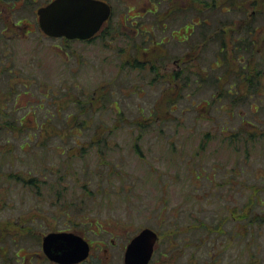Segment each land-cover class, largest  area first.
<instances>
[{
  "label": "rangeland",
  "instance_id": "1",
  "mask_svg": "<svg viewBox=\"0 0 264 264\" xmlns=\"http://www.w3.org/2000/svg\"><path fill=\"white\" fill-rule=\"evenodd\" d=\"M50 1L0 0V264H58L43 251L51 231L90 241L81 264H125L145 227L160 234L149 264H264V95L223 93L244 74L234 42L256 10L246 58L264 66V0L233 12L223 64L218 9L192 37L185 0H108L107 34L70 40L41 31ZM31 173L40 193L20 183Z\"/></svg>",
  "mask_w": 264,
  "mask_h": 264
},
{
  "label": "water",
  "instance_id": "2",
  "mask_svg": "<svg viewBox=\"0 0 264 264\" xmlns=\"http://www.w3.org/2000/svg\"><path fill=\"white\" fill-rule=\"evenodd\" d=\"M113 6L106 0H52L38 8L42 31L53 37L90 39L110 18ZM159 240L151 227L141 229L129 241L125 264H149ZM91 245L72 231H51L43 237V251L59 264H76L88 258Z\"/></svg>",
  "mask_w": 264,
  "mask_h": 264
},
{
  "label": "trees",
  "instance_id": "3",
  "mask_svg": "<svg viewBox=\"0 0 264 264\" xmlns=\"http://www.w3.org/2000/svg\"><path fill=\"white\" fill-rule=\"evenodd\" d=\"M169 1H172V0H169ZM185 1L187 2V4L185 3L186 5H184V7H182V9L190 10L191 12L192 11L196 12V14L194 13L193 16L191 17V21L189 23L190 25H192V31L190 33V36L193 35V31H194V28L196 27V25L198 26V28H200L201 31L210 29L211 24H209V22L207 21V20L210 21V16H209L210 14H208L206 12V10H208L209 8H212L211 9L212 11L215 9L216 10L218 9L223 13V18L225 19V22L224 21L221 22V24H222L221 28H223V29L220 30L221 35H223V36H222L220 53L216 57L217 58L216 62L219 63L221 60L222 61L221 64H223L226 60H228V57H229V54H228L229 48L228 47H229V45H231L230 38L228 36L229 29H228L227 25L232 26L233 22H235L233 12L240 11L242 9H245L247 11L246 6H248L249 0H224V1H222V3H219V4L213 3L210 0H185ZM153 2H154V5H159V3L162 2V0H153ZM175 4H177V3H175ZM158 9H159V6L157 8H155L154 10H151V11L149 10V11L151 13H157V15L159 16V18H158L159 22L162 24L163 29H166L168 21L164 17L162 18V16H164V15L168 16L169 14H165L167 12H165L163 14L160 12H156ZM176 9H178V7ZM176 9L174 11H178ZM235 9H237V10H235ZM170 10H171V8H170ZM174 11H173V13H174ZM168 12H170V11L168 10ZM227 13L230 14L229 15L230 18H229V16H227ZM194 17H198V19L200 21H196ZM245 17L246 18H244L243 22L239 25V29L241 31V34L238 35V37H240V39H237L236 43L234 42V54L237 57V61H238L237 64L238 65L235 64L234 66H232L235 68H236V66L242 68L244 74H242L240 72V76L238 77V80L235 79L232 83L231 82L227 83V88L223 92L224 94L226 93L228 96L231 95L232 96L231 98L233 99L234 102L237 101V99L234 98V95H240V99H246L247 96H249L250 94L253 95L254 93H257L258 95H264V90L262 91L263 87L260 85V82H262V78L264 77V66L260 67V65H258L257 63H255L253 65L252 62L249 61L248 57L246 58L247 53L248 54L250 53L253 56L257 53V50L255 48H253V46L257 45L256 44L257 41L253 42L255 39L254 36L256 35L257 29H258L257 10L254 12H250L248 14H245ZM249 17H251V19H247ZM139 25H142V24L140 23ZM146 30L147 29H141V31H144V32H146ZM102 31L103 32L105 31L104 34H107L106 28L102 29ZM144 32H142V36H143L142 41L140 40L141 44H143V45L148 39H151L150 35L146 34ZM173 33H174V31H173ZM104 36H106V35H104ZM94 38H92V39H94ZM92 39H90V40H92ZM234 40L235 39H233V41ZM162 41H158V43L155 45H159V43ZM135 43L138 44L139 41L138 42L136 41ZM261 48H263V52H264V45L262 47L259 46L258 50L260 51ZM145 52H146V50H144L142 53H145ZM180 58L185 59L186 55L184 54ZM137 59H138V61L136 60L135 65L140 64L139 62L141 59H139V57ZM148 62H151V60L150 59L145 60V63H148ZM234 63H236V62H234ZM141 64H144V63H141ZM142 68L143 69L146 68L147 71L149 72V71H153L154 69H157V65L155 63L151 62L150 67L149 66H143ZM155 72H157V75H158L155 77L157 80L161 79L162 77H165V76L159 74V71H155ZM175 74H177L179 78L184 77L180 71H175ZM225 74H228V73H225ZM15 75H17L16 72H15ZM224 76L222 79H221V77H217V79L223 80ZM187 81H188V79H187ZM223 82L226 83L225 80H223ZM172 90H174V88ZM175 90H176V88H175ZM101 94H103V93H101ZM97 99L99 100L100 97L99 98L97 97ZM260 99H261L260 101L263 102V98H260ZM246 100H248V99H246ZM39 103H40L39 106L42 107V103L40 101H39ZM22 118L20 120V123H23ZM14 122L16 124L17 119L16 120L14 119ZM6 132H9V131L6 130ZM28 137L32 140L30 134H28ZM36 171L39 172L40 174L44 173L46 171L51 172V168L49 166L45 165L44 168L41 169L40 166H38L36 168ZM19 180H20V183L35 187L38 190V193L41 192L40 191L39 178L36 177L35 175H32V173L28 176L22 174V176ZM82 187H83L82 189H84V191H86L85 185ZM56 192H58V194H60L61 191H60V189H58V190H56ZM62 204L57 205V206H62ZM64 208H65V206L63 204V208H62L63 210H61L60 213L63 214L64 216L71 217V215L73 214V213H71V210H69V209L66 210Z\"/></svg>",
  "mask_w": 264,
  "mask_h": 264
},
{
  "label": "flooded vegetation",
  "instance_id": "4",
  "mask_svg": "<svg viewBox=\"0 0 264 264\" xmlns=\"http://www.w3.org/2000/svg\"><path fill=\"white\" fill-rule=\"evenodd\" d=\"M89 259V258H88ZM81 263H83V262H81ZM81 263H79V264H81Z\"/></svg>",
  "mask_w": 264,
  "mask_h": 264
}]
</instances>
